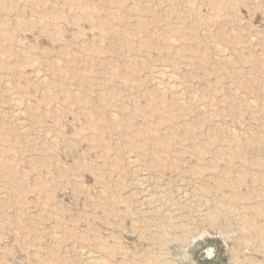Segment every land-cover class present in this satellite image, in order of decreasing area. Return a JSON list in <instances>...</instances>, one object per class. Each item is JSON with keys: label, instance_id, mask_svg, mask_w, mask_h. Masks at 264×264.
<instances>
[{"label": "rangeland", "instance_id": "rangeland-1", "mask_svg": "<svg viewBox=\"0 0 264 264\" xmlns=\"http://www.w3.org/2000/svg\"><path fill=\"white\" fill-rule=\"evenodd\" d=\"M98 263L264 264V0H0V264Z\"/></svg>", "mask_w": 264, "mask_h": 264}, {"label": "bare ground", "instance_id": "bare-ground-1", "mask_svg": "<svg viewBox=\"0 0 264 264\" xmlns=\"http://www.w3.org/2000/svg\"><path fill=\"white\" fill-rule=\"evenodd\" d=\"M167 69V68H166ZM161 72V71H160ZM160 72H158L157 71V73H159L160 74ZM162 74H161V76L163 75V77H166V78H170L171 76H173L172 74H169V73H166L165 71L163 72H161ZM42 80V79H41ZM161 80V79H160ZM172 80V79H171ZM156 81H158L159 82V80H156ZM169 81V80H168ZM172 83V82H171ZM171 83L169 84V85H171ZM166 84V83H165ZM175 84V83H174ZM174 84H173V86H174ZM156 85V84H155ZM162 86H163V84H161ZM160 85V82L159 83H157V86L159 87V88H164V87H162ZM172 87V86H171ZM173 88V87H172ZM165 91V90H164ZM163 92V91H162ZM89 256V255H88ZM87 262H88V260H87ZM90 262V261H89ZM99 264V263H98Z\"/></svg>", "mask_w": 264, "mask_h": 264}]
</instances>
